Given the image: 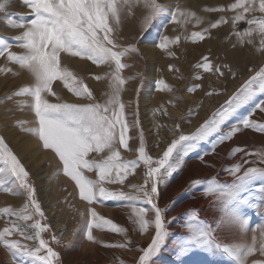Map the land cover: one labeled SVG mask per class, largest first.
<instances>
[{
  "label": "snow or ice",
  "instance_id": "1",
  "mask_svg": "<svg viewBox=\"0 0 264 264\" xmlns=\"http://www.w3.org/2000/svg\"><path fill=\"white\" fill-rule=\"evenodd\" d=\"M22 4L30 9L31 18L24 17L7 19V26L21 29L19 35L12 38L14 43L0 38V56L6 55V60L26 72L31 84L21 86L18 90L7 95L4 100L13 101L19 109L29 108L35 117V126L26 127L27 121H19L21 131L36 138L45 150H50L58 158L62 166L55 175L63 174L69 178L78 190L79 199L89 206L102 204L104 201H139L147 204L146 207H134L132 223L138 227L140 234L149 228L154 230L151 242L146 248L139 249L140 255L136 264H151L165 246L170 236L166 226L165 214L167 206H158L159 185L171 177L174 172L182 168L184 158L194 151L201 142L216 136L213 150L217 145L231 141L241 129H251L264 134V123H258L249 117L257 110L264 113V99H259L252 110L244 117L232 124L227 131L223 126L238 109L248 105L258 96H264V66H261L207 118L195 132L189 135H179L164 150L162 157L153 160L146 152L142 132L139 134L136 159L125 161L120 149H129V131L139 129V121L129 123L126 115V105L121 100V94L127 79L121 75L129 67L124 61L131 55H138L139 49L135 44L117 43L121 37L119 31L122 24L135 15L137 8L141 9L139 32L145 35L154 26V21L165 18L168 23L178 24L181 29L195 21V25L204 23L202 17L179 3L172 8L161 0H22ZM7 4L0 3V12H4ZM205 12H233L230 21L221 16L215 22H208V26L201 31H194L185 40L192 42L203 41L210 36L211 30L224 23H231L232 33L236 37V44L245 43L254 45L259 40L257 51L264 52V15L256 17V12L264 14V0H234L223 7H205ZM243 21L249 27L237 31L236 25ZM166 26V25H165ZM175 30V29H174ZM159 40H153L154 46L168 56L174 55L169 49L178 45L181 35L171 37L159 33ZM147 38V37H145ZM236 44L233 46L235 47ZM13 47L22 49L19 54L12 52ZM63 54V55H62ZM64 56L89 61L97 67L105 66L108 71L103 75H94L91 78L107 81V91L103 102H98L92 90L85 84L83 78L63 66ZM204 72L218 73L224 76V70L231 71L229 65L213 64L207 56L194 65ZM169 70H173L169 65ZM12 69L0 68V73L11 72ZM249 71H253L251 68ZM195 79H201L196 75ZM54 82H59L77 101L64 100L54 88ZM201 88L200 84L187 88L192 93ZM158 91H172V88L163 80L156 81ZM211 91L205 92L211 96ZM17 97H26L27 100H15ZM49 97H54L51 102ZM135 115V114H134ZM179 130V125H176ZM245 149L237 146L231 150V155L244 152ZM95 157L89 159L90 154ZM103 154V155H101ZM246 156H256L260 164H264V150L255 153H245ZM203 159V157H201ZM143 164L146 169L144 181L141 185H131L129 192L109 190L106 184H121L135 169ZM248 159L243 163H236L224 169L231 177L230 183H219L216 177L206 181H192L193 185L204 187V195L212 196L213 206L218 210V219L215 227L198 219L195 211L185 213V237L177 244L179 264H185L184 257L194 250L204 252L220 251L233 264H264V260L252 259L257 253L264 257V223L251 229V242L247 241L249 222L242 214L244 207L255 208L264 215V167L248 166ZM253 165L256 161L251 162ZM155 164V166H153ZM94 172L95 179H89L84 173ZM28 172L20 159L7 145L5 138L0 136V192L15 197H24L23 206L19 210L9 207L0 208V216L11 218L0 230V247L10 257V264H56L58 253L49 246V241L42 238L41 233L49 231L48 225H42L38 216L44 218L40 204L35 197V189L28 181ZM34 210V211H33ZM151 213L152 218L145 217ZM86 239L97 243L92 235V229L108 230L121 235L125 229L117 226L110 220L99 216L94 208L87 210ZM131 219V218H130ZM173 219H176L175 217ZM31 221V223H28ZM195 221V223H193ZM23 222V223H19ZM31 229V234H29ZM235 233L238 242L221 243L216 233ZM258 233V235H257ZM18 235L24 240L36 241L38 246L29 247L20 240L11 239ZM51 243L59 244L55 236ZM130 243V241H128ZM105 247H125L124 244H106ZM131 251L132 249H128ZM46 253V254H41Z\"/></svg>",
  "mask_w": 264,
  "mask_h": 264
},
{
  "label": "rangeland",
  "instance_id": "2",
  "mask_svg": "<svg viewBox=\"0 0 264 264\" xmlns=\"http://www.w3.org/2000/svg\"><path fill=\"white\" fill-rule=\"evenodd\" d=\"M2 1L3 0H0V3H2ZM14 1H16L17 4L19 3V6L15 12L7 13L14 14V16L9 15L7 19H18L20 17L30 19V9L23 6L22 0ZM5 2L10 3L11 0H6ZM161 2L172 8H175L177 3L180 5L182 3L180 0H161ZM231 3H234V0H202L195 2L194 6L197 5L196 14L203 18L204 23L195 25V21L193 20L191 23L185 25L183 29H181L178 24L168 23V20H170V17H168L167 19L161 18L154 21V26L149 29V32L145 35H141L139 32V20L143 13L139 8L135 10V15L133 17L127 19L122 24L119 31L121 39H119L117 43L121 45L127 43L135 44L139 49V54L131 55L124 61L129 67L124 69L121 73V75L127 79V83L121 94V100L127 106L126 115L129 123L138 119L140 125L139 129L132 128L129 131V136L132 137V139L129 140L130 150L126 151L120 149L123 160L128 161L137 158L135 150L138 147V137L141 132L143 134L147 154L151 156L154 161L161 158L164 150L173 140L177 139L181 134L189 135L195 132L200 124L209 118L221 105L225 104L229 97L232 96L245 80L253 75L261 66H264V52L256 50L259 47V40L257 39L254 45L245 43L241 46L236 44V37L231 35L232 26L230 22L221 24L216 29H212L210 36H207L203 41L192 42L191 40H185L183 38L184 36L190 37L191 33L194 31H201L204 27L208 26L209 21L215 22L221 16H224L226 20L230 21V17L234 15L233 12H205L203 9L205 7H223L227 9L228 5ZM5 14V11L0 12V38H5L9 42L14 43L12 38L19 35L22 30L8 27ZM253 15L260 17L264 14L256 12ZM247 27L249 26L245 22L240 21L236 25V30L243 31ZM159 33L171 37L182 34L180 43L171 46L169 49L170 52L174 53L172 58L168 59V55L154 46L153 40L158 42ZM234 44H236L235 47L233 46ZM151 47L159 51L160 55L162 54L161 57L165 62L164 65L159 64V67L156 66L154 77L156 81L163 80L165 84L169 85L172 88L171 92L158 91L156 89V81L153 82V76L151 74V71L155 68V60L154 57L148 55ZM10 50L17 54L23 51L16 47ZM205 56H207L214 65H229L231 71L227 68L223 69L225 74L221 77L218 73L204 72L203 69L195 68L194 65L200 63ZM64 58L62 64L70 57L65 56ZM75 59L82 61L79 58H74V60ZM82 62L85 64L86 73L84 77H80L83 78L85 84L92 90L96 100L98 102H103L105 98L104 93L107 91V81H96L91 77L94 75H103L108 71V68L105 66L97 67L96 65H92L89 61ZM169 65L172 66L173 70H169ZM0 68L12 69L11 72L0 73V100H4L7 95L18 90L19 87L31 84L29 75L20 70L18 66L8 62L6 60V55L0 56ZM250 68L253 71H249ZM196 75H200L201 79H195L194 77ZM196 84H200L201 88L192 93L187 92V88L194 87ZM59 85V82H54L55 89ZM60 89L62 93H65L62 95V93L57 92L64 100L67 99L66 101L77 103L87 102L73 100L71 94L68 93L66 89H63L62 85H60ZM207 91H211L214 94L206 96L205 92ZM65 95H67V97ZM50 98L52 100L51 102L55 100L54 97ZM27 99L26 97L15 98V100ZM259 99H264V96H258L248 105L238 109L234 116L225 123L223 130L227 131L232 124L237 123L239 119L246 116ZM172 109L180 111L179 115H177L179 117L174 116ZM19 110L20 109L13 101L5 100L3 103H0V136L5 138L7 145L20 159L29 174L28 181L35 189V197L44 214L43 219L38 216H34V219H39L42 225L46 224L50 229L49 231L41 233V236L44 240L49 241V246L58 253L59 260L56 261V264H67L68 262H71V264H136L140 255L139 249L146 248L151 242V237L154 234L152 228H149L144 234H140L138 227L132 223V220L135 219L133 216L134 207H150L139 201L113 202V200H109L112 203L109 201L103 202L101 207L114 211L116 219H113V214H111V212L107 214L108 217L104 216L103 218L125 229V234L121 235L108 230L96 231L95 239L97 243H92L91 250L88 254H85L84 258L80 259V263H77L76 253L78 251V243L76 242L77 244L75 243L72 245L73 243L70 242V240L73 238L71 229L78 226L73 224L75 220L78 221V214L73 217L72 213L74 209L72 204L67 202L64 206L58 201V198H56L53 202L47 203V206H54L56 209L55 212H60L59 222L65 224L67 239H65L63 243H51L52 237L55 236V231L51 221L47 217L45 205L42 203L36 181L34 180L36 169L34 164L35 158L30 154L32 149L25 148L24 145V142L28 140L30 135L21 131L18 122L27 121L26 127H34L35 124H31L25 117L27 107L23 108V111ZM199 118L198 124L190 128L193 125L192 121ZM249 118L258 123H264V113L259 110L255 111ZM176 125H179L178 131L176 130ZM188 127L189 129L187 130ZM168 134H171V136ZM215 139L216 136H213L210 137L208 141L201 142L194 151L190 152L184 158L182 168L174 172L171 177L167 178L164 183L159 185L156 201L159 207L165 208L167 206L169 209L165 214V221L170 236L160 253L152 258L151 264H179L180 257L177 256V244L186 234L185 223L187 221V216L185 213L195 211L198 214L199 221L207 223L210 227H215V221L218 219V210L213 206L214 198L212 196H205L203 194L204 187L193 185L191 183L192 181H206L212 177H216L219 183H230L232 177L224 171V169L236 163H243L244 159H248L250 162L249 164H244L247 167H264V164H260L256 156L245 155L246 152L255 153L264 150V134L251 129L242 128L240 133L231 141L217 145L213 150ZM237 146L245 149V151L236 153L230 157L231 150ZM45 152L49 153L50 151L46 150ZM48 156L52 160L51 155L48 154ZM93 157L96 159L100 158L96 156L95 153L90 154L88 158L91 159ZM201 157H203V159H201ZM252 161H256V163L253 165L251 163ZM45 163L46 162H43V164ZM153 166H155V164H153ZM49 170V181L51 182L55 180V175H53L55 172L53 170L51 171L50 168ZM145 171L146 169L141 163V165L135 169L134 174L128 176L123 185L108 184L106 188L113 191L119 189L120 191L129 192L131 190V185L143 184ZM84 174L89 179H95L94 172L86 171ZM59 183L61 186H64L63 181ZM67 188H69V186H67ZM47 191L51 192L50 186ZM8 196L9 194L0 192V208L9 207L13 210H19L23 206V196L17 197L18 201L16 203L9 200ZM49 196L50 198L52 197L50 193ZM242 214L249 222V232L247 233L246 239L250 243L252 236L251 229L264 223V215H261L255 208L247 206L242 209ZM174 217L176 219H173ZM145 218L151 219V213L149 212ZM8 219L11 218L0 216V230H3L6 226H11L6 223ZM28 223H31V221ZM193 223H195V221H193ZM216 238L221 243L238 242L239 239L235 233L228 232L216 233ZM11 239L20 240L21 243L27 244L29 247L38 246V242L24 240L15 234ZM128 241H130V243H128ZM106 244H124L125 247H105L104 245ZM128 249L132 250L129 251ZM183 259L185 264H233V262L220 251L204 252L194 250ZM252 259L264 260V257H259L257 253L254 257H250L249 261ZM0 264H10V257L2 247H0Z\"/></svg>",
  "mask_w": 264,
  "mask_h": 264
},
{
  "label": "bare ground",
  "instance_id": "3",
  "mask_svg": "<svg viewBox=\"0 0 264 264\" xmlns=\"http://www.w3.org/2000/svg\"><path fill=\"white\" fill-rule=\"evenodd\" d=\"M3 1L5 2L6 0H3ZM3 1H2V3H4ZM180 1L182 2L181 6L187 8V9H192V11L196 12V10H197L196 6L197 5L194 6V3L197 1H202V0H180ZM5 4H7V7L4 10L6 13L15 12V10L19 6V3L17 4V2L14 0H11L10 3L5 2ZM148 55L150 57H154V60H155V63H154L155 68L153 69V71H151V74L153 76L152 80L154 82V81H156V78L154 77L156 66L159 67V64L164 65L165 62H164L163 58L161 57L162 54L160 55V52L156 51V49L154 47L150 48ZM169 58H172V56H169L168 59ZM65 65H66V67H68V69L70 68L69 70L74 72L76 75L84 77V74L86 73V69H85V64L82 61H79L77 59L74 60V58L70 57L69 59H66V61L64 62L63 66H65ZM232 88H233V86H232ZM56 91H58L59 93H62V91L60 89V85L57 86ZM63 93H65V92H63ZM63 93H62V95H63ZM65 96L67 97V95H65ZM49 100L52 101L50 97H49ZM65 100H67V99H65ZM73 100H75V99L73 98ZM53 102H55V100H53ZM144 106H146V105H144ZM21 111H23V109ZM179 112L180 111L172 109V113L176 117H179V116H177V115H179ZM25 117L31 124H35L34 114L31 112V110L29 108H27V112L25 114ZM198 120H200V118L192 121L193 125L190 128L195 127L198 124L197 123ZM188 129H189V127L187 128V130ZM168 135L171 136V134H168ZM24 145H25V148L32 149L31 150L32 152L30 154H31V156H33L35 158L34 164H35V168H36L35 173H34L35 174L34 180L36 181V185H37L39 196L41 197L42 203H43V205H45V212L47 214V217L51 221L53 229L55 231V236H56L57 240H60V243H63L64 240L67 239V235H66L67 231L65 229V224L59 222L60 212L59 211L55 212L56 209L54 208V206L53 207L47 206V203L53 202V200L58 198V201L61 204H63L64 206L67 204V202L72 204L73 209H74V212L72 213L73 217H75L78 214V221L75 220L74 221L75 223H73L74 225L76 224L78 226L71 229V232H72L71 235H73V238L70 240V242L73 243L72 245H74L76 242L78 243V247H77L78 251L76 253V257H77L76 262L80 263V259L84 258L85 254H88V252L91 250V245H92V243L86 239L87 220L89 219V217L87 215L88 208L89 207L94 208V210L97 212V214L101 217H104V216L108 217L107 214H109L111 212V214H113V216H112L113 219H116V217L114 215V211H110L109 209H103L101 207V204H94V205L89 206L85 201L80 200L79 195H78V190L75 188L74 183L72 181H70L69 178L65 177L63 174L55 175V173L58 171V169H60L62 167L59 164L58 158H56L54 153H52L50 150H49L50 151L49 153H46L45 152L46 150L42 148L41 144L39 146V141L36 138H34L30 135L28 137V140L26 142H24ZM48 154L51 155L52 160L49 158ZM43 162H46V163L43 164ZM49 168L51 169V171L53 170L55 172L53 174V175H55V180H53L51 182L49 181V179H50L49 178L50 177ZM244 168H247V166L244 165ZM60 181L64 182V186H61V184L59 183ZM49 186L51 187V192L47 191ZM67 186H69V188H67ZM107 186H108V184L105 185V187H107ZM65 189H67L68 191ZM49 193L52 196L51 198L49 196ZM47 196H48V198H47ZM8 199L11 200L12 202H15V203L18 201L17 197L11 196V195L8 196ZM47 200H48V202H47ZM104 202H106V201H104ZM109 202L112 203L111 201H109ZM65 209H67V208H65ZM66 213H67V210H66ZM28 231H29V234H31L32 230L29 229ZM74 231H75V233H74ZM96 231H98V229H96V228L92 229V235L94 237H95ZM28 244H29V242H28ZM67 264H71V262H68Z\"/></svg>",
  "mask_w": 264,
  "mask_h": 264
}]
</instances>
